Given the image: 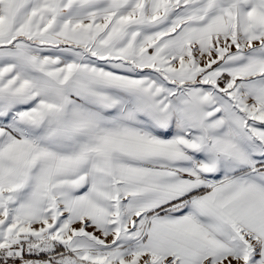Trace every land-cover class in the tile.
Returning <instances> with one entry per match:
<instances>
[{"label":"snow or ice","instance_id":"snow-or-ice-1","mask_svg":"<svg viewBox=\"0 0 264 264\" xmlns=\"http://www.w3.org/2000/svg\"><path fill=\"white\" fill-rule=\"evenodd\" d=\"M0 264H264V0H0Z\"/></svg>","mask_w":264,"mask_h":264}]
</instances>
